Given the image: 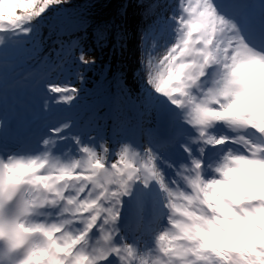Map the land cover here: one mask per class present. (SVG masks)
<instances>
[{"label": "snow or ice", "instance_id": "1", "mask_svg": "<svg viewBox=\"0 0 264 264\" xmlns=\"http://www.w3.org/2000/svg\"><path fill=\"white\" fill-rule=\"evenodd\" d=\"M62 2L0 0V45L32 37ZM256 2L179 3L174 42L142 62L164 143L122 141L108 163L111 146L45 114L34 150L0 144V264H264V0L259 18L228 8ZM47 91L58 107L78 97ZM126 203L152 213L132 229Z\"/></svg>", "mask_w": 264, "mask_h": 264}, {"label": "rangeland", "instance_id": "2", "mask_svg": "<svg viewBox=\"0 0 264 264\" xmlns=\"http://www.w3.org/2000/svg\"><path fill=\"white\" fill-rule=\"evenodd\" d=\"M151 0H125V17H124V21L126 19V14H127V9H128V17L130 16L129 10H131L133 4L135 2L134 5L138 4L139 2H148ZM162 1V0H161ZM186 3L187 0H181L180 3ZM165 4L166 8L164 9V15L161 17L163 18L164 16L168 15L169 16V26H172L174 28V31L171 32V34L167 37L166 43L165 45L159 47L156 50V53L153 54V50L155 49L154 45H151L150 43V38H153V30L155 28L154 24L155 22H164V20L167 17H164V19H158L155 20L154 16L149 17V18H145L143 20L144 23V31L142 33V38H141V48H142V53H140V51L138 50L136 52V54H134V52L132 51L131 54H133L131 56L132 60L135 61L134 65V70H133V66H132V62H131V68H132V73L129 72L128 70V66L125 65L126 63L130 62L129 59H126L124 62V59L122 60V63H116V75L115 78L112 82H105L104 86H108L105 89H102L100 91L94 92L92 90L93 83L89 82H84V84H81V82H76V81H72L73 79L70 78L71 80L67 81V82H63V83H57L60 86H68V87H72L75 88L77 90L78 93H80V86H84L82 87L84 91L90 93V95H79L78 97L75 99L74 103L72 105H61V106H57L58 105V98L54 99L53 101L49 102L50 107H55V113L59 114L60 110L63 112V116L64 118H70L69 123H71L72 125L74 124H83L84 126H86V128L84 129L83 126H81L80 129H76L74 132H77L79 134H81L84 138H96L95 142L97 144L99 143H103L105 148H108L107 146V142L104 141V137L101 138L103 136V134H101L99 132V130L102 128L104 130H106L105 126H104V122L102 119L103 113H100V117H98V121L94 123V125H91V123L96 119L95 115L93 112V110H98L103 108V106H105V104H107L108 106L106 108H108L110 106V113L113 111H116L117 108L113 105V101H118L119 99H121V97L123 95H127L130 92V89H133L135 92H139L140 94H143L144 89L146 87V85L142 82L141 80V76L142 73L139 75V72H136L137 69L136 67L140 66L143 63H146L147 60V56L145 55L144 49L146 48V53H148L149 55H153L154 58H156L157 62L159 61L160 58H162L166 53H167V48L171 46V43L174 42V33L176 30V24L173 23V17H175V12L176 14L179 12V9H176L177 7V1L175 0H165V2H162L161 4ZM74 6H76V4H74ZM52 7V11L48 12V14L45 17V20L42 22L43 24L39 27L38 31L41 30L40 33H36L37 35H40L41 38L43 39V42L46 41H50L47 46L43 49L46 51V53L42 54V52L40 51V57H39V61L46 66H50L53 65L55 68H53L52 70L56 69V64H53V62L58 58L61 59L63 58V56H65L64 60L65 61V67H67V69L69 68L70 70H72V66L71 65H67L66 62H75V59H73L72 57H70V53L67 54V50H65V48H63V46H60V42L62 40H64V45L66 47H68L69 44L72 43V39L74 38L75 42L77 40L80 39V33H81V27L86 25V23L88 22H92L90 20H97L100 19L102 20L103 18H99L100 14L102 13V15H104V12H101L102 9V3L101 1L99 3L94 2L93 4H91L90 7L85 6L83 7L82 5H80L78 7V11L76 16H72L69 17L68 14L71 13H67V11H61L59 13H57L56 8L54 6H50ZM76 9V8H73ZM72 9V10H73ZM54 14H61L65 17V20L62 23H58V22H54L52 23H48L49 18L51 17V15ZM69 19V20H67ZM161 20V21H160ZM46 22V23H45ZM93 24V23H90ZM74 29H71L73 28ZM163 38L162 36L158 35L157 36V41L160 42L162 41ZM66 41V43H65ZM73 42V43H75ZM140 45H139V49H140ZM29 45H27L28 48ZM98 46H99V42L95 41L94 45H93V51H94V55H92L91 57H98L99 56V52L98 51ZM102 46V45H101ZM32 47V46H31ZM73 48V47H71ZM152 48V49H150ZM65 51V52H64ZM103 53V58L107 59L108 58V52H102ZM112 53V52H110ZM54 54V56H53ZM65 54V55H64ZM77 63V62H75ZM78 64V63H77ZM127 66V68L125 67ZM44 70V69H42ZM61 73V77L64 78L65 73L63 71L60 72ZM72 76H74V74H72ZM51 78L55 77V71L53 73L50 74ZM76 77V75L74 76ZM127 78V80H126ZM48 85H52L49 84ZM130 86H133V88H131ZM112 87V88H111ZM110 90V96H112L110 98V100H108L107 103H100V95L101 96H105V94ZM98 97V98H97ZM39 98V96H38ZM97 98V99H96ZM84 99H89V100H84ZM95 99V100H94ZM110 102H112L110 104ZM133 106V105H132ZM83 108H89L87 113L83 116L82 110ZM136 112V111H134ZM91 115L92 117L87 119V115ZM140 114L136 113V115H132V117H136ZM136 119L139 121V124L141 123L142 119L141 117H136ZM118 122V121H117ZM98 125V126H97ZM95 128L96 131L94 133H92V129ZM98 130V131H97ZM109 130V129H108ZM87 133V134H86ZM108 133V132H107ZM99 151V149H97ZM114 152V151H113ZM117 160L116 155L114 156V161L115 162ZM130 205H132V208L136 211H138L140 213V211H143L144 213H146V211L148 210V204L143 205L142 207H137L132 203H129Z\"/></svg>", "mask_w": 264, "mask_h": 264}, {"label": "trees", "instance_id": "3", "mask_svg": "<svg viewBox=\"0 0 264 264\" xmlns=\"http://www.w3.org/2000/svg\"><path fill=\"white\" fill-rule=\"evenodd\" d=\"M93 1L102 2L103 7L101 12L103 11L104 15L101 13L99 18L102 17L103 19L92 20V22L86 23V25L81 27L80 39L76 42L74 38L72 39V43L68 45L69 48L73 47L70 57L75 59V62L78 64L75 62H68L73 68L72 70L68 68L66 72L68 75L71 73H73L74 76L76 75V81H80L81 84H84V82L90 83L91 81V83H93V86H91L92 90L97 92L108 87L104 86L105 82H112L114 80L117 71L116 63L121 64L123 59L125 62V58L127 57V40L132 33L130 26L140 18L138 17V13L132 10L130 11L129 17L126 14V19L124 21L125 0H63L62 4L56 8V11L57 13L63 10L65 11L67 7L74 6V4H85L89 6ZM71 29H74V27ZM95 41L99 42V56L94 57V63L85 66L78 59L81 55V49H83L84 61H91L93 58L91 56L94 55L93 45ZM108 51V58H103L102 52ZM141 69L142 65L137 67V71ZM141 73L142 72H140L139 75ZM82 87L84 86L79 87L80 93L78 94L90 95V93L84 91ZM130 87L133 88V86ZM104 97L103 101L111 96L105 95ZM132 105L139 106L141 109L149 108L143 100V94L130 89V92L127 95H123L119 100L118 109L123 114H127L131 110ZM105 108L106 107H104L103 110Z\"/></svg>", "mask_w": 264, "mask_h": 264}, {"label": "bare ground", "instance_id": "4", "mask_svg": "<svg viewBox=\"0 0 264 264\" xmlns=\"http://www.w3.org/2000/svg\"><path fill=\"white\" fill-rule=\"evenodd\" d=\"M252 4H251V7L250 9H252ZM230 7V6H228ZM245 8L243 7V10ZM249 7L246 8V10H248ZM21 12L20 9H16V13L19 14ZM76 13L75 12H71L69 13L68 15L69 16H74ZM46 23V22H45ZM43 23H41L42 25ZM40 25V26H41ZM40 31L37 30L36 33H40ZM34 34L32 37H29L28 39L26 40H20L19 42H15L14 40H12L11 42L13 43V46L16 47V48H20V44L18 43H27V45H30L32 47H29V48H23L24 51H19V49H16L14 52V54L11 56V59L13 60V63L12 64H17V60H21V61H25L27 59H30L32 61V67L33 66H36L37 65V62L39 60V57H40V51L42 52V54L46 53L45 50H43L47 44L50 42L49 40L46 41V42H43V39L41 38L40 35H37V34ZM12 45H10V43L7 45V46H4V45H0V47H3L4 50L3 52H0V54H2L4 57H5V60L8 61L10 58L7 57V52H11L14 50ZM126 50L127 51H131L133 50L132 47L130 46H127L126 47ZM54 56V54H53ZM17 58V59H15ZM28 65V64H27ZM13 67H10V69H12ZM16 74H14V72H11L9 74V77L11 80H13L15 78ZM132 229H135V228H132Z\"/></svg>", "mask_w": 264, "mask_h": 264}, {"label": "clouds", "instance_id": "5", "mask_svg": "<svg viewBox=\"0 0 264 264\" xmlns=\"http://www.w3.org/2000/svg\"><path fill=\"white\" fill-rule=\"evenodd\" d=\"M92 59H95L94 57Z\"/></svg>", "mask_w": 264, "mask_h": 264}]
</instances>
